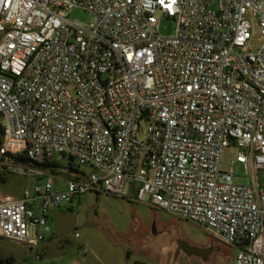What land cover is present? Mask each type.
Segmentation results:
<instances>
[{"label":"built area","instance_id":"built-area-1","mask_svg":"<svg viewBox=\"0 0 264 264\" xmlns=\"http://www.w3.org/2000/svg\"><path fill=\"white\" fill-rule=\"evenodd\" d=\"M64 160L59 189L37 165ZM261 170L264 0H0V171L46 177L0 199V239L34 263L49 208L131 190L232 247V264H264Z\"/></svg>","mask_w":264,"mask_h":264},{"label":"rangeland","instance_id":"rangeland-1","mask_svg":"<svg viewBox=\"0 0 264 264\" xmlns=\"http://www.w3.org/2000/svg\"><path fill=\"white\" fill-rule=\"evenodd\" d=\"M67 19L87 26L92 15L73 9ZM174 23L159 21L160 35H171ZM235 149L224 150L221 166L227 168ZM67 161L60 163V171L51 172L54 186L64 188L57 177ZM233 181L248 184L249 175L243 166L232 164ZM46 177L23 176L0 171V199H18L23 188L42 183ZM258 184H264V170L256 173ZM46 223L50 234L38 248L41 260L37 264H232L235 250L213 238L201 227L164 211L136 202L133 191L123 197L84 193L70 204L58 209L49 208ZM183 246L211 248L206 257L187 256ZM0 255L11 257L12 264H36L33 254L15 241L0 239Z\"/></svg>","mask_w":264,"mask_h":264},{"label":"trees","instance_id":"trees-1","mask_svg":"<svg viewBox=\"0 0 264 264\" xmlns=\"http://www.w3.org/2000/svg\"><path fill=\"white\" fill-rule=\"evenodd\" d=\"M14 164H19V165H25L28 163L27 159H25L23 156H17L13 159ZM41 168H50V170L57 169L59 168L58 165L56 164H41L37 165ZM0 264H12V258L11 257H2L0 255Z\"/></svg>","mask_w":264,"mask_h":264},{"label":"water","instance_id":"water-1","mask_svg":"<svg viewBox=\"0 0 264 264\" xmlns=\"http://www.w3.org/2000/svg\"><path fill=\"white\" fill-rule=\"evenodd\" d=\"M183 251L187 256L206 257L212 252V249L183 246Z\"/></svg>","mask_w":264,"mask_h":264},{"label":"crops","instance_id":"crops-1","mask_svg":"<svg viewBox=\"0 0 264 264\" xmlns=\"http://www.w3.org/2000/svg\"><path fill=\"white\" fill-rule=\"evenodd\" d=\"M258 185H259V186H264V184H258ZM42 243H43V242H42ZM42 243L39 244L38 248L40 247V245H41ZM196 257H198V256H196ZM40 260H41V257H40ZM40 260H39V261H40ZM37 263H38V262H37ZM37 263H36V264H37Z\"/></svg>","mask_w":264,"mask_h":264}]
</instances>
